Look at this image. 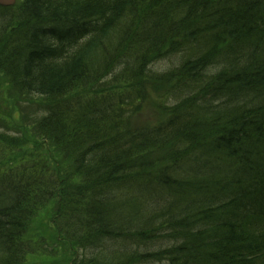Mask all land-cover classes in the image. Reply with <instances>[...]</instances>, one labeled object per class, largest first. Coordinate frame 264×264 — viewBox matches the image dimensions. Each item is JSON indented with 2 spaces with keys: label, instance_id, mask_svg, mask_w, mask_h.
<instances>
[{
  "label": "trees",
  "instance_id": "1",
  "mask_svg": "<svg viewBox=\"0 0 264 264\" xmlns=\"http://www.w3.org/2000/svg\"><path fill=\"white\" fill-rule=\"evenodd\" d=\"M0 72L55 151L0 135V264L45 209L52 264H264V0H21ZM163 87L169 117L131 129Z\"/></svg>",
  "mask_w": 264,
  "mask_h": 264
},
{
  "label": "rangeland",
  "instance_id": "2",
  "mask_svg": "<svg viewBox=\"0 0 264 264\" xmlns=\"http://www.w3.org/2000/svg\"><path fill=\"white\" fill-rule=\"evenodd\" d=\"M20 4L21 0H16L14 5L19 6ZM96 85L91 88L93 92L95 91V95L101 94V91L112 89L110 81L101 80ZM164 91V87L161 90L148 88V92L141 104L129 107L132 109L129 115V127L131 129L154 126L169 117L170 112L165 106L167 101ZM48 108L49 106L43 99L22 95L12 90L4 75L0 72V135L10 137L16 135V137L22 138V142L31 140L32 142L26 145L24 149L26 152H34L37 149L34 144L37 143L38 148L54 156L55 151L50 144L41 141L33 143L35 124L47 112ZM26 152L19 151L21 154ZM38 215V218L34 220V226L30 228L28 233L29 237L26 243L30 248L31 254L25 264H52L51 262L56 261V259L61 260L67 256L65 254L70 253V245L51 244L53 242L51 237L54 236H52L51 230H48L49 234H44L47 231L45 227L49 224L51 214L45 209ZM52 252H55L57 256H52Z\"/></svg>",
  "mask_w": 264,
  "mask_h": 264
},
{
  "label": "water",
  "instance_id": "3",
  "mask_svg": "<svg viewBox=\"0 0 264 264\" xmlns=\"http://www.w3.org/2000/svg\"><path fill=\"white\" fill-rule=\"evenodd\" d=\"M15 4V0H0L1 6H13Z\"/></svg>",
  "mask_w": 264,
  "mask_h": 264
},
{
  "label": "bare ground",
  "instance_id": "4",
  "mask_svg": "<svg viewBox=\"0 0 264 264\" xmlns=\"http://www.w3.org/2000/svg\"><path fill=\"white\" fill-rule=\"evenodd\" d=\"M148 58L151 59L150 55H148ZM150 61V60H149ZM150 65H152L151 61H150Z\"/></svg>",
  "mask_w": 264,
  "mask_h": 264
}]
</instances>
